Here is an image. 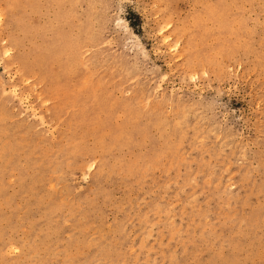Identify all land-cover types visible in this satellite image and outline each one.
<instances>
[{"label": "rangeland", "instance_id": "1", "mask_svg": "<svg viewBox=\"0 0 264 264\" xmlns=\"http://www.w3.org/2000/svg\"><path fill=\"white\" fill-rule=\"evenodd\" d=\"M0 264H264V0H0Z\"/></svg>", "mask_w": 264, "mask_h": 264}]
</instances>
